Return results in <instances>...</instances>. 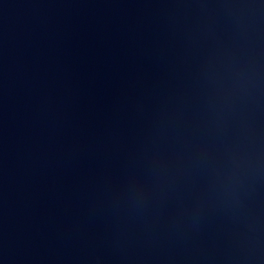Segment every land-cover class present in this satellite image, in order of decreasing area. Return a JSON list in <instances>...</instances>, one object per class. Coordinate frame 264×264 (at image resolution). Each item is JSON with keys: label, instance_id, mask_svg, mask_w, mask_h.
Here are the masks:
<instances>
[{"label": "water", "instance_id": "obj_1", "mask_svg": "<svg viewBox=\"0 0 264 264\" xmlns=\"http://www.w3.org/2000/svg\"><path fill=\"white\" fill-rule=\"evenodd\" d=\"M0 264H264V0H0Z\"/></svg>", "mask_w": 264, "mask_h": 264}]
</instances>
